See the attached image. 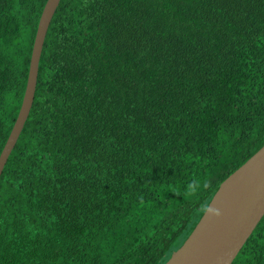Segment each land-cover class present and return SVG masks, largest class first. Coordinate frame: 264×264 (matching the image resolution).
Listing matches in <instances>:
<instances>
[{"label":"trees","instance_id":"trees-1","mask_svg":"<svg viewBox=\"0 0 264 264\" xmlns=\"http://www.w3.org/2000/svg\"><path fill=\"white\" fill-rule=\"evenodd\" d=\"M46 1L0 0V154ZM263 145L264 0H60L0 176V264H164ZM231 264H264V216Z\"/></svg>","mask_w":264,"mask_h":264},{"label":"water","instance_id":"water-1","mask_svg":"<svg viewBox=\"0 0 264 264\" xmlns=\"http://www.w3.org/2000/svg\"><path fill=\"white\" fill-rule=\"evenodd\" d=\"M59 2L47 0L42 10L22 104L0 154V176L32 106L43 42ZM263 216L264 145L219 185L189 236L164 264H231Z\"/></svg>","mask_w":264,"mask_h":264},{"label":"clouds","instance_id":"clouds-1","mask_svg":"<svg viewBox=\"0 0 264 264\" xmlns=\"http://www.w3.org/2000/svg\"><path fill=\"white\" fill-rule=\"evenodd\" d=\"M48 30V29H47ZM47 33V32H46ZM191 188V185L189 186ZM221 213L218 209L215 210V215L219 216Z\"/></svg>","mask_w":264,"mask_h":264}]
</instances>
